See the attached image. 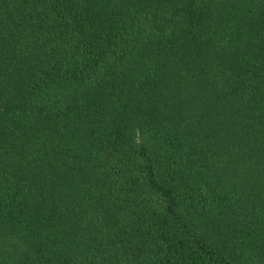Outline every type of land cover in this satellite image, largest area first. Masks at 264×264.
<instances>
[{"label":"trees","instance_id":"obj_1","mask_svg":"<svg viewBox=\"0 0 264 264\" xmlns=\"http://www.w3.org/2000/svg\"><path fill=\"white\" fill-rule=\"evenodd\" d=\"M0 264H264V0H0Z\"/></svg>","mask_w":264,"mask_h":264}]
</instances>
